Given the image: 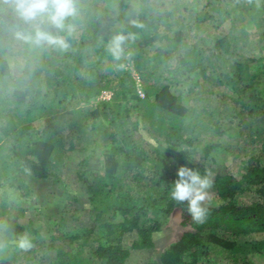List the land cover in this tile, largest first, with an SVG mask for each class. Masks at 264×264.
<instances>
[{
    "label": "trees",
    "instance_id": "trees-1",
    "mask_svg": "<svg viewBox=\"0 0 264 264\" xmlns=\"http://www.w3.org/2000/svg\"><path fill=\"white\" fill-rule=\"evenodd\" d=\"M123 4L136 10L133 22L114 9L79 5V16L69 21L75 28L69 37L71 46L61 58L37 56L15 75L11 62L0 59V139H4L0 142V187L21 172L60 181L58 170L67 153L101 119L111 145L104 154L103 172H90L88 158L79 162L82 168L75 172L88 197L93 226L72 237L64 235L76 242L70 252L52 242L46 244L54 254L50 264H128L131 251L153 248L152 235L162 230V221L177 209L180 237L162 251L161 264H212L214 255L226 264H252L255 257L264 264V239L250 238L264 234V150L247 161L242 179L232 174L212 178V190L221 204L208 208L203 223L193 221L186 204L170 197L178 167H198L188 159L192 150L210 131L221 137L231 129L232 124H223L224 119H236L240 134L264 145V62L239 54L226 36L190 44L182 28L173 37L160 34L168 14L150 0ZM203 16L197 14L195 21L210 17ZM16 25L21 22L10 5L0 0V43ZM117 31L137 37L128 46L130 58L119 62L106 48ZM163 41L165 48L156 47ZM152 48L156 54H151ZM163 59L168 60L166 69L157 64ZM119 64L144 79L142 96L131 71ZM43 85L47 90L43 91ZM174 85H185L195 103L208 101L206 96L225 100L230 113L220 111L223 105L210 112L202 106L194 111V106L171 91ZM103 90L112 92L109 102H99L92 110L79 107L82 101H95ZM212 115L216 120L210 124ZM147 126L152 144L143 137L135 139ZM203 152L207 155L209 149ZM200 172L206 174L203 167ZM244 189L261 201L238 203L237 196ZM65 212L74 214L67 207ZM32 233V247L24 252L37 251L44 244L39 228ZM127 234L136 239L125 246ZM0 264L12 262L0 256Z\"/></svg>",
    "mask_w": 264,
    "mask_h": 264
},
{
    "label": "rangeland",
    "instance_id": "rangeland-1",
    "mask_svg": "<svg viewBox=\"0 0 264 264\" xmlns=\"http://www.w3.org/2000/svg\"><path fill=\"white\" fill-rule=\"evenodd\" d=\"M124 1L83 0L82 2L79 0V5H93L106 10L114 9L116 13H124V19L127 22H133L137 12L131 7L125 8ZM150 1L156 5H161V13L168 14L162 20L160 34L166 32L168 37H173L174 33L182 28L186 32L190 44L201 41L204 43L213 37L226 36L239 54L261 59L264 62V2L259 3L256 0ZM197 14L200 16L206 14L210 17L205 21H195ZM17 27L18 25L14 26L8 33L9 37L7 36L8 38L4 40V43H0V59L7 58L8 62H11L14 67L11 68L14 75L18 74L17 70L24 67L29 59L32 60L37 56L41 58L50 56L61 58L64 56L65 51L49 46L38 48L17 40L14 35ZM76 36L78 37L77 34ZM156 47L165 48L166 41L157 44ZM156 53L157 50L152 48L151 54ZM165 56L168 55L165 54ZM163 58L165 57L163 56ZM157 64L161 69H166L168 60L163 59ZM124 68L131 71L135 88L142 96L145 86L144 79L131 67L124 65ZM45 90L47 89L43 85V91ZM171 91L180 96L186 105L194 106V111L200 110L202 106L210 112L225 103V100L218 101L215 96H206L209 98L208 101L195 103L192 96L188 95L185 85H174L171 87ZM111 96V91L103 90L95 101L89 103L82 101L79 107L84 110H92L95 104L99 102H109ZM59 108L61 107H56V109ZM229 110L231 107L226 104L220 108L222 113ZM203 112V115H206V111ZM225 116L223 114V118H226ZM210 118V124L214 123L216 115H212ZM224 120L223 124L226 125L228 122L232 124L231 129L221 137L214 134V131H210L206 139L196 149L192 150L191 155L195 158L192 163L193 165L197 164L196 169L199 171L203 167L204 171L211 174L212 178L217 174H232L237 179H242L243 168L247 161L259 155L264 150V145L240 134L241 128L236 119ZM106 126L99 119L94 130L80 136L79 143L75 144L76 149L67 153L64 163L59 167L60 181H55L53 178H38L21 172L18 176L11 177L8 182L0 187V222L7 224V231L0 232V239L10 242L3 249H0L2 258L8 259L12 264H50L54 254H50L46 244L52 242L56 248L59 247L70 252L76 246V242L64 237V235L72 237L93 226L89 200L78 182L75 172L82 168L79 166V162L85 158H88V170L90 172H103L104 154L109 152L111 148V145L107 144ZM148 130L149 126L142 127V131L137 134L135 139L139 140L143 137L149 142L147 144H152L153 136ZM2 140L4 139L1 138L0 142ZM143 145L146 146V144ZM207 148L209 153L205 155L203 150ZM10 185L12 187L8 188ZM237 200L238 203L244 204L261 201L253 191L248 189H244L237 196ZM206 203L208 208L218 207L221 200L211 189L210 198ZM66 207L72 210L71 214H74L66 213ZM162 224V230L152 235L153 248L131 251L128 264H161L159 257L162 251L180 237V210H175L169 218L162 221ZM34 228L41 230L44 244H40L37 251L24 252L23 249L17 247L15 241L24 234L32 237ZM250 238L260 241L264 239V234H253ZM135 239V235L127 234L123 237V244L127 246ZM220 258L219 255H214L210 262L212 264H226V261ZM251 262L252 264H263L262 259L257 260L256 257Z\"/></svg>",
    "mask_w": 264,
    "mask_h": 264
},
{
    "label": "clouds",
    "instance_id": "clouds-1",
    "mask_svg": "<svg viewBox=\"0 0 264 264\" xmlns=\"http://www.w3.org/2000/svg\"><path fill=\"white\" fill-rule=\"evenodd\" d=\"M9 4L15 18L21 22L17 27L15 38L34 47L49 46L67 51L70 48L69 37L75 31L69 21L80 14L79 0H4ZM66 33V35H61ZM135 33L117 31L109 38L106 48L114 61L130 58L128 46L136 40ZM123 67V64H119ZM190 162L194 157L188 158ZM177 178L172 182L170 197L178 204H186V211L193 221L203 223L208 217L207 201L211 195L213 179L211 174H201L196 168L185 165L178 167ZM7 231V224L0 222V232ZM17 247L28 250L32 241L24 234L15 241ZM6 246L0 239V249Z\"/></svg>",
    "mask_w": 264,
    "mask_h": 264
}]
</instances>
